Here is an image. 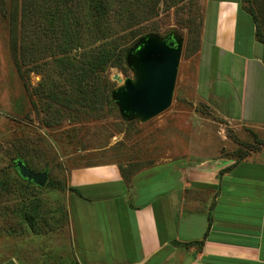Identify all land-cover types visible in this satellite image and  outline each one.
Instances as JSON below:
<instances>
[{"label":"rangeland","instance_id":"rangeland-1","mask_svg":"<svg viewBox=\"0 0 264 264\" xmlns=\"http://www.w3.org/2000/svg\"><path fill=\"white\" fill-rule=\"evenodd\" d=\"M131 1L146 13L147 7L152 9L156 2ZM241 4L253 12L264 37V0H242ZM205 5L206 0H160L155 17L132 28L140 35L137 41L132 39L131 29L109 18L114 31L108 43L124 50L123 60L120 66L109 65L91 81L97 86L95 90L76 86L70 76L62 74L63 69L68 70L66 59L58 62L63 54L56 50L44 56L31 53L49 42L33 36L42 19L39 0L35 7L30 0H0V264L10 260L18 264H41L44 260L66 264L71 239L67 197L71 174L73 170L115 162L121 144L126 147L128 160L144 161H158L170 142L182 152L187 149L209 156L225 153L236 159L250 151L264 150V130L255 134L231 125L211 115L205 104L194 98ZM147 35L177 37L183 47L171 106L143 123L122 116L113 92L125 79L134 78L131 53ZM81 42L86 46L88 35H83ZM205 54L203 70L212 74L214 67L217 89L223 91L226 82L222 75L227 74L230 63L220 53L215 57ZM212 101L228 105L230 100L215 96ZM184 119L186 130L177 126ZM17 160L33 172L48 171L47 186L23 180L15 168ZM34 200H38L35 208L30 205ZM28 210L31 215L35 213L34 224L25 220Z\"/></svg>","mask_w":264,"mask_h":264},{"label":"crops","instance_id":"crops-1","mask_svg":"<svg viewBox=\"0 0 264 264\" xmlns=\"http://www.w3.org/2000/svg\"><path fill=\"white\" fill-rule=\"evenodd\" d=\"M241 2L206 0L194 98L256 134L264 130V43ZM206 52L230 63L223 91L214 67L203 70ZM215 96L230 101L213 103ZM125 149L115 162L73 170L66 264H264V150L236 159L170 142L158 161H144L128 160Z\"/></svg>","mask_w":264,"mask_h":264},{"label":"trees","instance_id":"trees-1","mask_svg":"<svg viewBox=\"0 0 264 264\" xmlns=\"http://www.w3.org/2000/svg\"><path fill=\"white\" fill-rule=\"evenodd\" d=\"M35 3L36 0H30L32 7H35ZM39 3L42 9L40 22L44 25L37 23L33 29V36L47 39L49 42L40 48L33 49L31 53L44 56L45 53L56 50L57 53L64 55L58 62L64 61V59L67 61L65 63L68 70L63 69L62 74L70 76L76 86H87L89 89L94 87L96 90L97 86L93 85L91 81L109 65L120 66V61L123 60L124 50L117 46L112 47L108 43V37L114 31V26L110 25L109 18L117 21L118 25H124L127 30L131 29L132 39L137 41L140 35L132 28L138 23L155 17L160 0H156L152 9L147 7L149 13H146L145 10L142 11L138 5L135 6L131 0H39ZM246 11L255 22L257 39L264 43V37L258 29L255 15L249 9ZM35 15L39 14L36 12ZM83 35H88L89 38V42L84 47L81 42ZM102 40L105 41L103 44H97ZM28 49L31 50L30 48L24 50ZM69 50L74 51V54L67 55ZM73 89L75 90V87ZM37 203L38 200H34L30 205L35 208L38 206ZM25 215V220L34 224L35 213L33 212L31 215L28 210Z\"/></svg>","mask_w":264,"mask_h":264},{"label":"water","instance_id":"water-1","mask_svg":"<svg viewBox=\"0 0 264 264\" xmlns=\"http://www.w3.org/2000/svg\"><path fill=\"white\" fill-rule=\"evenodd\" d=\"M183 43L177 37L161 39L155 35L143 37L134 47L130 65L134 78H127L113 92L120 113L125 119L147 122L166 111L172 104ZM119 83L122 80L115 77ZM15 168L28 184L45 187L48 171L30 170L21 160Z\"/></svg>","mask_w":264,"mask_h":264}]
</instances>
